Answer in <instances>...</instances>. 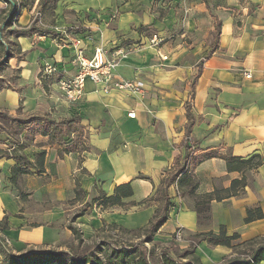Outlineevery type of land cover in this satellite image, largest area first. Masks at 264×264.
Returning <instances> with one entry per match:
<instances>
[{
	"label": "crops",
	"instance_id": "crops-1",
	"mask_svg": "<svg viewBox=\"0 0 264 264\" xmlns=\"http://www.w3.org/2000/svg\"><path fill=\"white\" fill-rule=\"evenodd\" d=\"M56 5L59 19L62 10L72 13L66 30L58 25L45 29L51 35L20 38L22 55L11 58L18 74L10 88L0 90V111L9 116L41 117L49 128L72 120L57 126L54 137L39 132L38 121L0 128V238L12 254L90 247L74 224L85 209L66 220L65 237L58 232L61 217L85 208L89 196H111L127 182L133 188L122 199L127 214L110 207L111 221L114 229H142L162 205L146 199L185 164L197 185L194 195L227 189L243 174L246 185L235 195L213 199L211 222L199 226L193 194L175 180L167 190L168 218L155 238L167 244L180 228L184 239L174 241L184 249L190 236L217 232L220 225L240 241L264 236V0H58ZM70 22L82 29L69 30ZM217 22V45L208 54ZM74 37L82 38L87 57L102 46L106 59L117 60L114 79H141L145 93L87 78L81 100L66 101L58 81L76 73L70 61ZM47 62L54 65L51 73L42 72ZM186 110L192 115L189 129ZM212 149L223 157L191 165L192 158ZM42 152L41 173L30 168L12 182L11 170L18 165L12 154L35 164ZM254 153L263 157L260 166L245 173L227 170L226 156ZM256 206L263 217L245 223L246 210ZM70 227L79 232V244ZM67 242L72 247L64 246ZM194 253L201 264H221L232 256L230 248L205 240Z\"/></svg>",
	"mask_w": 264,
	"mask_h": 264
},
{
	"label": "trees",
	"instance_id": "trees-1",
	"mask_svg": "<svg viewBox=\"0 0 264 264\" xmlns=\"http://www.w3.org/2000/svg\"><path fill=\"white\" fill-rule=\"evenodd\" d=\"M58 0H39L38 4L40 6H52L55 7ZM12 7H14V2L9 1ZM12 16H8L3 20L4 22L0 23V45L3 39H6L9 35L14 36L16 39L32 36L34 34L38 35H51L49 31L42 29L35 25H29L27 27L13 28L11 27ZM219 22L216 23L217 31L214 38V45L208 54L216 47L217 37L220 32L218 28ZM17 49V48H15ZM3 55L0 57V71H3L8 66L9 59L13 57H19L22 55V52L19 51V54H16L12 51L7 45L3 46ZM18 51V49H17ZM24 53V52H23ZM207 54V56H208ZM5 86L0 84V90ZM187 108V107H186ZM188 127L191 125L192 115L188 110ZM0 117L5 120L0 121V128L4 129L3 123L12 125L13 123H18L17 125L25 126L29 123L38 121L39 124L38 130L43 134H50L54 137L55 130L57 126H66L72 122V120L54 122V127H50V124H41L44 120L41 117H25V119L9 116L6 112L0 111ZM22 147V146H20ZM72 149H76V145L71 146ZM187 148V147H186ZM5 155H8L5 153ZM191 147L190 150H187L184 157V162L190 159ZM18 163L17 166L13 167L11 170V180L12 182L17 179L18 175L27 173L30 171V168H34L36 173H41L43 165L44 153L37 155L35 164L28 162L23 156L18 154H12ZM212 157H223L220 156L216 150L204 151L191 159V165L196 166L199 162L210 159ZM226 168L230 171H238L245 173L248 170L254 169L262 164L263 157L258 153H254L248 157H236L228 155L225 158ZM184 167H176L172 173L169 174L168 178L162 180V184L155 191L157 194L156 199L161 200L162 205L158 207L154 213L152 219L147 223L142 229H124L119 227L118 230L122 235H127L130 232L135 235L134 242L130 239L126 243L119 242L113 238L103 239L101 242L93 244V246L81 249L78 246L72 251H55V250H34L30 249L29 251L20 254L13 255L11 248L8 247L5 240L0 238V256L1 264H201L199 257L195 255L194 250L196 245L201 241L205 240L210 245H221L227 248H230L232 251V256L224 258L221 264H259L264 262V236H257L251 239L239 240V235L237 233L228 234L225 230V227L219 226L217 232L207 231L200 232L198 234H193L189 239L193 241L190 246L179 249L178 245L174 242L173 235L172 239L167 241V246L163 249H158L154 245V235L156 234L158 228L166 222L168 218V193L167 190L175 180L178 186L188 185V194L194 196V212L197 215L198 225L207 226L211 222V213H210V204L213 199L222 200L223 197L235 195L237 192L241 191L245 185V175L243 174L240 179H235L230 182V186L224 190H213L211 193H204L199 195H194V192L197 188L196 183L191 177V173ZM133 194V188L130 183L120 184L115 187L113 195L103 196V202L110 207L122 206V199L128 198ZM154 195L149 197L148 200H156ZM263 217V212L259 206L254 208H248L246 210V216L244 222L248 223L260 219ZM2 220L0 221V225ZM4 224V223H3ZM6 225H3V227ZM71 231L74 232L75 237L78 239V244L81 242L79 232L76 231L74 227H70ZM138 233V234H136ZM142 237V238H141ZM141 238V239H140ZM148 244H152L149 246Z\"/></svg>",
	"mask_w": 264,
	"mask_h": 264
},
{
	"label": "rangeland",
	"instance_id": "rangeland-1",
	"mask_svg": "<svg viewBox=\"0 0 264 264\" xmlns=\"http://www.w3.org/2000/svg\"><path fill=\"white\" fill-rule=\"evenodd\" d=\"M9 1L10 0H0V23L4 22L3 20H5V18H8V16H12L11 27L13 28L22 29V27H27L29 25H35V27L38 26L42 29L51 30V29H54L56 26L61 25V30H64V29L66 30L67 28L66 26L68 25L67 20L68 18H70V14H72L67 11L63 12L62 10V12L60 13V19H61L60 20L58 18V14L55 11L57 5L55 7H52L51 5L50 6L48 5L40 6L38 4L39 0H12L14 2V5H13L14 7H12L11 4H9ZM87 19L90 20L89 16L87 17ZM74 22H70V24H72V27H68V28L69 30L78 32L79 30L82 29L81 24H74ZM19 41H20V38L16 39L14 36H11V35H9L6 39H3L0 45V57L1 55H3L2 48L5 45H7L10 49H12V51L15 52L16 54H19V51L22 50L20 47ZM151 42H152L151 44H155V41L151 40ZM15 48H17L18 51ZM70 61L74 63L72 61V56H71ZM14 62H15L14 59H9L8 61L9 64L7 68L3 71H0V84L5 86L6 88L8 87L10 88V86L13 84V81L16 78V75L18 74V69L16 67H13L15 65ZM47 64L54 67L53 64H50L48 62L44 63V65H47ZM44 65H42L41 67L42 69ZM59 81H58V87H59ZM63 96L65 98L64 93H63ZM0 121L5 122V120H3L1 117H0ZM5 124L6 123H3L2 125H5ZM156 197H157V194L154 195L155 199ZM103 199L104 197L101 192L98 193L96 198L93 200H91V196H89L87 198V202H86L87 205L85 208L83 205L82 207H77L73 213L72 212L69 214L65 213L64 214L65 219L61 217V221L63 222L62 226L58 227L59 236L65 237V234H64L65 230H63L64 228L63 225H66V220H68L69 222L72 214L81 212L83 209H85V212H82L83 215H81L80 217H77L74 222V224L77 225V227L82 232L83 240L85 241V246H92L93 242L97 243L98 241H101V239H109V238L111 239L113 238L116 241L118 240L120 243L121 242L126 243L130 239L134 242L135 235L133 233L135 232H130L127 235H122V233H120L118 229H114V226H117V225H115L116 224L115 222L113 223L111 221V217H110V214L114 213L115 211H118V214L123 213V215H126L127 213L125 211L127 210V207L120 206V209H119L120 211L114 209L115 211L113 210L112 212L110 210V206L105 204L103 202ZM180 235H181V239L179 240H182L183 238L182 232ZM160 238L161 237H156V238L154 237L153 243L155 247H157L158 249H161V248L163 249V247L167 246V244L163 242ZM188 242H190V244L193 243L191 239H189ZM56 244L57 243L53 245L56 246ZM148 245L151 246L152 244H148ZM57 246H60V245L58 244ZM64 246H66L67 248L72 247V245L69 242L65 243Z\"/></svg>",
	"mask_w": 264,
	"mask_h": 264
},
{
	"label": "built area",
	"instance_id": "built-area-1",
	"mask_svg": "<svg viewBox=\"0 0 264 264\" xmlns=\"http://www.w3.org/2000/svg\"><path fill=\"white\" fill-rule=\"evenodd\" d=\"M152 41L157 40L155 34L152 35ZM82 38L74 37L71 42L72 61L77 68L74 76L59 81V88L63 91L66 100L70 102L79 101L84 95V84L88 78L95 82H111L115 88L120 91H126L135 95H143L145 93L144 83L141 79H114V70L117 66V61L113 58H105V49L97 45L91 57L85 55V48L82 46ZM164 58V57H163ZM55 68L50 65H44L42 72L51 73ZM248 76V74H247ZM129 113L128 116H133ZM181 229H176L173 234L174 240L181 239Z\"/></svg>",
	"mask_w": 264,
	"mask_h": 264
}]
</instances>
